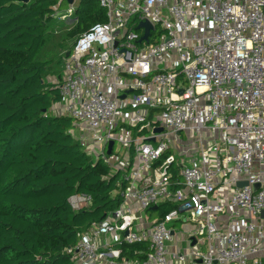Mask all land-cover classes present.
I'll return each instance as SVG.
<instances>
[{
    "label": "built area",
    "instance_id": "1",
    "mask_svg": "<svg viewBox=\"0 0 264 264\" xmlns=\"http://www.w3.org/2000/svg\"><path fill=\"white\" fill-rule=\"evenodd\" d=\"M98 2L105 20L64 52L52 110L116 176L119 202L65 253L74 264H264V0Z\"/></svg>",
    "mask_w": 264,
    "mask_h": 264
},
{
    "label": "trees",
    "instance_id": "2",
    "mask_svg": "<svg viewBox=\"0 0 264 264\" xmlns=\"http://www.w3.org/2000/svg\"><path fill=\"white\" fill-rule=\"evenodd\" d=\"M64 2L0 0V264H74L65 248L119 202L116 176L82 151L72 121L52 110L60 95L48 78L60 81L62 70L53 57H37ZM78 2L75 38L105 20L98 0ZM75 194L90 204L73 209Z\"/></svg>",
    "mask_w": 264,
    "mask_h": 264
},
{
    "label": "rangeland",
    "instance_id": "3",
    "mask_svg": "<svg viewBox=\"0 0 264 264\" xmlns=\"http://www.w3.org/2000/svg\"><path fill=\"white\" fill-rule=\"evenodd\" d=\"M73 3L75 6L73 10L75 11L79 2L75 0ZM68 8L72 9L67 2H64L60 7V11L54 13V23L51 27V32L45 39L42 51L37 55L39 59L53 57V61L57 63V69L59 71L62 70L64 52L70 49V46L75 40V36L78 34L71 35V31L76 24V14H74L73 11L71 12ZM48 79L55 82L56 76H50ZM149 214L151 215V213ZM175 227L177 230L181 231L182 234L193 228L189 223L176 225Z\"/></svg>",
    "mask_w": 264,
    "mask_h": 264
},
{
    "label": "water",
    "instance_id": "4",
    "mask_svg": "<svg viewBox=\"0 0 264 264\" xmlns=\"http://www.w3.org/2000/svg\"><path fill=\"white\" fill-rule=\"evenodd\" d=\"M20 2L22 3H28L29 0H19ZM69 5L73 3V0H65ZM139 28H143L144 29V33H143V36L140 38L139 41H147V38H148V35H149V31L152 29V26L144 21V22H140L138 25H137V29ZM65 56H68V52H66ZM123 97V96H122ZM156 131H160V128H158ZM111 146H112V142L109 143V146H108V152H110V149H111ZM246 182H239L237 185L238 186H242V185H245ZM156 206H153L151 209H155ZM194 243V241H193Z\"/></svg>",
    "mask_w": 264,
    "mask_h": 264
}]
</instances>
